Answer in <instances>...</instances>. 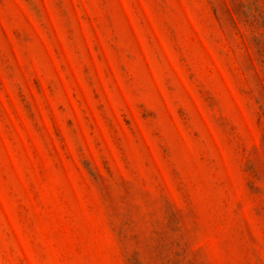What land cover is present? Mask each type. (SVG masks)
Masks as SVG:
<instances>
[{
	"label": "rangeland",
	"instance_id": "rangeland-1",
	"mask_svg": "<svg viewBox=\"0 0 264 264\" xmlns=\"http://www.w3.org/2000/svg\"><path fill=\"white\" fill-rule=\"evenodd\" d=\"M0 264H264V0H0Z\"/></svg>",
	"mask_w": 264,
	"mask_h": 264
}]
</instances>
